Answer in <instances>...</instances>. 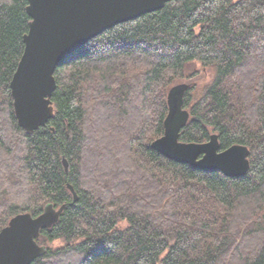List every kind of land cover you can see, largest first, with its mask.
I'll return each mask as SVG.
<instances>
[{"label": "trees", "instance_id": "obj_1", "mask_svg": "<svg viewBox=\"0 0 264 264\" xmlns=\"http://www.w3.org/2000/svg\"><path fill=\"white\" fill-rule=\"evenodd\" d=\"M26 7L0 0V231L16 215L65 204L31 264H264V0H178L104 31L59 63L54 117L30 135L10 90ZM194 62L213 76L185 94L180 141L216 134L220 151L247 147L244 177L150 147L169 89Z\"/></svg>", "mask_w": 264, "mask_h": 264}, {"label": "water", "instance_id": "obj_2", "mask_svg": "<svg viewBox=\"0 0 264 264\" xmlns=\"http://www.w3.org/2000/svg\"><path fill=\"white\" fill-rule=\"evenodd\" d=\"M31 21L23 36L24 49L10 81L14 116L18 126L30 135L54 117L52 95L56 90L55 70L59 63L102 32L143 15L161 10L178 0H26ZM190 84L173 85L167 93V115L163 135L150 147L164 158L193 169L216 171L228 178L244 177L250 168V151L233 145L220 151L218 136L212 134L202 144L180 141L190 115L184 97ZM65 173L67 160L62 158ZM67 189L72 202L78 200L74 188ZM66 205L46 204L37 217L29 213L13 217L0 231V264H31L46 253L36 240L40 231L52 228Z\"/></svg>", "mask_w": 264, "mask_h": 264}, {"label": "rangeland", "instance_id": "obj_3", "mask_svg": "<svg viewBox=\"0 0 264 264\" xmlns=\"http://www.w3.org/2000/svg\"><path fill=\"white\" fill-rule=\"evenodd\" d=\"M213 72L208 68H202L200 63L194 62L186 67L185 78L175 82L174 85L179 83H187L190 85L203 86L211 81ZM126 224L124 222L120 223L118 228L124 229ZM61 242H55L53 246H60Z\"/></svg>", "mask_w": 264, "mask_h": 264}, {"label": "bare ground", "instance_id": "obj_4", "mask_svg": "<svg viewBox=\"0 0 264 264\" xmlns=\"http://www.w3.org/2000/svg\"><path fill=\"white\" fill-rule=\"evenodd\" d=\"M103 33V32H102ZM164 130V129H163Z\"/></svg>", "mask_w": 264, "mask_h": 264}]
</instances>
